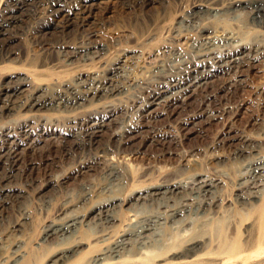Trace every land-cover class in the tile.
<instances>
[{
	"label": "bare ground",
	"instance_id": "6f19581e",
	"mask_svg": "<svg viewBox=\"0 0 264 264\" xmlns=\"http://www.w3.org/2000/svg\"><path fill=\"white\" fill-rule=\"evenodd\" d=\"M92 1H8L0 19V62L11 55L9 44L13 33L6 35L12 31L8 26L22 12L32 14L29 9L32 5L35 11L42 8L33 29L36 41L47 50H55L70 47V41L78 38L76 28L91 15ZM152 1L157 0H125L127 5L142 8ZM242 7L249 8L247 18L251 25L245 31L219 30L218 24H205L202 32L208 35L191 45L192 56L183 52L172 55L152 70L151 77L130 76L127 61L122 59L108 65L109 72L91 74L75 84H67L65 90L53 89L40 79L35 93L26 100L0 105V117L6 112L16 115L25 111L19 116L28 115L27 120L34 121L31 125L17 123L13 118L0 126V215L13 203L23 180L31 188L40 182L35 176L40 163L23 162L21 156L29 153L30 148L34 150L35 141L41 136L36 130L45 134L47 124L58 121L57 115L72 124L63 127L66 131H55L44 144L54 147L56 152L46 159L45 165L74 157L70 166L74 174L94 171L95 176H101L99 182L84 183L77 200L69 196L65 201L67 209L44 228L38 247L53 245L51 264H264V153L258 144L250 143V137L244 135V143L234 153L243 168L234 175L218 168L211 172L192 159L185 165L186 172L161 167L159 178L155 179L151 177L152 166L139 171L130 163L111 157H117L119 148L129 144L130 136L139 131H146V138L164 145L172 135V126L154 125L160 113L183 111L187 117L179 116V122L197 126L201 121L211 122L233 112L231 107L214 109L211 102L217 95L208 90L220 78L219 74L229 76L226 86H240L242 77L248 76L243 67L250 70L257 68L254 62H264V32L255 30L264 29V0H201L183 18L193 23L200 17L231 15ZM55 27L59 35L51 38L49 35L54 32L49 29ZM253 31L257 34L249 37ZM21 84L10 87L6 96L13 97ZM197 97L201 99L199 110L192 107ZM108 127L114 130L109 142L102 146L98 137ZM232 131L228 137H221L218 145L235 138ZM135 151L139 152L140 147ZM50 175L47 181L39 183L43 188H59L67 182L63 174ZM14 180L20 185L13 184ZM154 204L157 210L147 209ZM227 204L229 208H225ZM126 214L129 223L122 225L128 218ZM211 214L209 220H204ZM222 218L228 220L231 235L227 245L220 249L210 228ZM201 219L198 227L201 234L183 233L188 231L187 226L195 227ZM27 220L28 216H24L21 224H14L13 231L21 233ZM116 222H120V229ZM24 247L16 234L0 237V264H31L33 252ZM88 254L91 256L85 260Z\"/></svg>",
	"mask_w": 264,
	"mask_h": 264
},
{
	"label": "rangeland",
	"instance_id": "374dc122",
	"mask_svg": "<svg viewBox=\"0 0 264 264\" xmlns=\"http://www.w3.org/2000/svg\"><path fill=\"white\" fill-rule=\"evenodd\" d=\"M8 1L10 0H0V19L2 9ZM200 1L157 0L156 2H149L145 8H142L136 5H127L125 0H93L91 15L76 28L75 34L78 38L70 41V47H58L55 50H47L36 41L33 29L38 24V16L42 8L38 7L35 11L32 5L29 8L33 10L32 14L22 12L20 18L8 26L12 31H8L6 35L13 33L9 44L11 55L4 62H0V105L16 100H26L29 95L35 93L40 79L43 83L51 85L53 89L60 87L65 90L67 84H75L91 74L109 72L107 71L110 70L109 66H113L115 62L122 59L127 61L126 65L129 66L127 68L131 72V74L129 73L130 76L149 77L150 75L151 77L152 70L167 62L172 55L174 57L179 52H183L188 57L192 56L191 45L208 33L202 32L203 25L215 23V25L218 24L219 30L224 28L227 31L234 28L245 31V27L251 25L249 18H247L248 7H242L231 15H211L209 19L200 17L193 23L184 21L186 12ZM256 28L255 30L264 32L263 28ZM49 30L54 32L49 35L51 38L59 35L56 27ZM256 32L249 34V37H253L257 34ZM213 34L214 32L211 35ZM74 44L84 47V49L78 50ZM263 63L254 62L257 68H250V70L247 66L243 67L244 73L248 76L242 77L244 81L240 86L235 88L226 86L225 83L229 76L219 74L220 78H216L215 83L209 88L208 92L217 95L216 100L211 102L214 109L220 110L224 107H231L233 112L222 115L211 122L201 121L197 126L191 123L182 125L179 122L181 117H187L183 111L178 114L175 110H171L172 112L170 111L168 114L160 113L154 119V125L161 126L170 123L172 126L170 129L172 135L168 136L164 145L151 141L150 137L146 138V131L142 133L139 131L130 136V142L126 145L128 147L119 148L117 157L113 155L111 157L115 160L120 158L121 161L130 163L133 165V169L139 171L152 166L151 177L154 176L155 179L159 178L158 170L161 167L179 168L186 172L184 170L185 165L189 163L188 160L192 159H196L200 167L208 168L211 172L214 168H218L232 175L238 173L243 168H241V160H236L234 153L244 143L242 140L245 139L244 135L250 137L251 144H258L264 153ZM20 83L23 84L19 85L20 89L16 94L8 98L6 92L9 88ZM52 92L56 95V91L51 90V94ZM200 102V97H197V100L192 102V107L199 110ZM130 105L128 102L127 107L129 108ZM23 112L25 111L16 115H11L12 112L4 113V116L0 117V126L13 118L16 119L17 123L23 122L33 125L34 121L27 120L28 115L19 116ZM120 114L121 112L117 116ZM59 117L61 115H57L58 121L53 120V124H47V128L44 129L47 130L45 134L43 131L36 130V133L41 134V136L35 141L34 150L30 148L28 150L30 152L23 153L21 157L23 162L40 163L41 167L39 166V170L35 172V176L40 182L47 181L51 177L50 174H63V176H67V182L59 188L57 186L43 188L39 184L40 182L36 187L31 188L25 185V180L21 186L14 180L13 184L18 185L19 189H17L20 191L15 193L17 196H14L13 203L0 215V237L16 234L17 240L25 246L24 249L33 252L31 264L52 263L51 260L55 251H53V245L38 247L44 228L67 209L65 201L69 199V196L75 200L78 199V193L82 191L84 183L94 184L101 180V176H95L94 171L74 174L72 167L70 168L74 157L59 160L55 165H45L46 159L56 155V152L54 147L44 144L49 137L54 136L55 131H66L63 127L72 124L68 122V119L64 117L59 119ZM113 130L114 127H108L98 137L102 146H106V143L109 142ZM230 130H233L231 135L235 138L225 139L218 145L217 141L223 136L228 137L227 134ZM66 136L72 139V135L66 133ZM40 146L42 149L38 150ZM137 147H140L139 152L135 151ZM161 153L166 154L160 156ZM233 178L236 180V177ZM13 179L15 178L11 180ZM229 204L225 208H229ZM152 207L148 206L147 209L157 210L155 204ZM214 208L217 209L216 206ZM24 216H28V220L23 225L24 229L21 233H16L17 231H13V226H15L14 224H21L24 221ZM125 216L128 218L121 223L122 225L129 223V216L127 214ZM212 216L213 214L208 215L204 217V220H209ZM250 217L252 220V215ZM119 223L116 222L117 229L122 227H118ZM201 223L202 219L197 220V226H187L188 231H183V233H191L192 231L194 234H201L198 231ZM210 229V232L217 236L220 249H223L229 242L231 235L228 220L222 218L212 224ZM239 232V238L242 240L243 229ZM90 256V254L86 255L85 260Z\"/></svg>",
	"mask_w": 264,
	"mask_h": 264
}]
</instances>
